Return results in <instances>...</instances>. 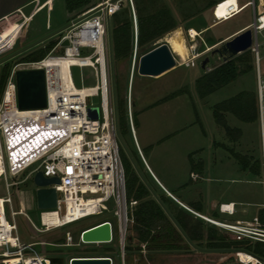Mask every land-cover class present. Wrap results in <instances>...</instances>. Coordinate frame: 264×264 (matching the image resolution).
I'll return each instance as SVG.
<instances>
[{"label": "rangeland", "instance_id": "374dc122", "mask_svg": "<svg viewBox=\"0 0 264 264\" xmlns=\"http://www.w3.org/2000/svg\"><path fill=\"white\" fill-rule=\"evenodd\" d=\"M30 1V0H27ZM32 1V0H31ZM44 1L41 0L40 3ZM220 0H154L150 3L145 14L153 13L156 9L165 6L175 21V28L164 34L157 40L138 47L136 42V66L130 84V66L132 55L135 50V36L133 31V19L130 10V4L127 0L121 1V10L126 9L131 20L132 28V47L130 54L120 60H113V83L115 102L123 101V107L126 109V94L130 87L131 115L134 116V130L137 143L148 166L157 175V169H167L175 171L171 173L183 174L184 166L188 167V155L193 154L194 161H203L207 169L204 178H210L211 181L202 183V190L208 192V196L216 203L218 201L232 200L236 203L238 213L235 216L227 217L216 215L214 219L218 221L233 222L237 219L251 220L264 204V150L262 145V136L264 128L260 117L258 121L252 124H244L228 115L227 123L232 128L241 130L242 135L236 142H230L224 135V131L218 127L212 116V106L220 101L228 99L242 91H250L256 94V74L254 57L252 60L253 70L237 78L231 84L221 88L215 93L204 99H198L194 92V80L203 73L219 66L222 62L216 55L211 57V51L218 46L216 42L234 31L243 24L253 22V9L251 6L245 8L235 17L214 24L211 15L212 6L210 2L217 3ZM251 0H242V2ZM257 4V0H253ZM18 0H0V13L8 10ZM101 0H92L91 4H96ZM148 0H132L135 11V4L144 5ZM241 2V3H242ZM148 5V4H147ZM35 3L23 9L27 16ZM187 14H184L186 13ZM70 16L64 9L63 0H53L49 10L40 11L33 20L20 32L12 48L6 50L0 55V60L22 47L34 42L46 34L65 26L73 21L74 15ZM136 14V11H135ZM13 15H11L12 17ZM80 16V15H79ZM10 18V17H9ZM77 18V17H76ZM13 20V19H12ZM19 21L21 19H18ZM75 20V19H74ZM11 21V20H10ZM22 21V20H21ZM112 17L109 19V29L112 28ZM3 25H0V31ZM137 26V21H136ZM108 35V33L106 32ZM64 32L53 39L58 40ZM169 35L162 40L165 36ZM49 41V40H48ZM46 41L41 46L47 44ZM165 43L171 47L172 53L176 58L175 67L158 77H143L137 74L138 61L140 56L152 50L156 46ZM259 70L264 78V30L257 34ZM108 45V44H107ZM109 49V48H108ZM62 49L56 53L61 54ZM3 53V52H2ZM112 53V46H111ZM1 54V53H0ZM82 56L90 54V50L80 49ZM109 54V53H108ZM252 54V53H251ZM19 57V56H18ZM10 61V65L17 62L20 57ZM208 58L205 69H202L201 62ZM75 86L79 88V70H71ZM87 78L84 87H90L95 84L94 72L90 69L82 70ZM3 65H0V78L4 74ZM187 88L188 95H180L165 102H159L161 99L171 93ZM257 96V95H256ZM258 101V99H257ZM94 106H99V98L91 99ZM260 116V106L257 105ZM126 113V112H125ZM262 115L264 123V97L262 101ZM127 119V116H126ZM200 122L201 125L197 122ZM128 123V120H127ZM202 127V128H201ZM120 160L124 171L126 191L133 192L141 185L149 184L153 190H157L147 174L132 142L130 131L127 134L120 135ZM223 144L234 152L246 156L251 163L258 161L259 175L250 171L242 170L233 157L223 148L216 147L214 144ZM183 165V166H182ZM214 166V167H213ZM214 168V170H212ZM32 168L8 180V182H20L16 188V197L13 198L14 210L18 208L24 211L29 222L37 228L39 227V213L36 207L35 192L36 187L33 183V177L29 174ZM162 173L164 171L161 170ZM182 175V176H183ZM178 176V175H177ZM184 177H180V181ZM190 190V189H189ZM152 197L151 191H149ZM4 184L0 181V197H4ZM129 195L127 202L132 201ZM155 199V198H154ZM113 203L107 204V212L100 216H92L78 223L50 231L45 234H34L29 229V225L24 216H16L15 222L18 228V236L23 243L44 241L50 244H61L64 242L65 233H69L73 242L77 243L78 233L97 223L107 221L113 229V242L107 245H85L79 244L78 247L58 248L55 246H46L37 251L46 258H61L63 264H67L68 258L82 257H100L108 256L113 264H120L119 245L116 233V217L113 215ZM166 210V209H165ZM167 211V210H166ZM168 217L166 212L163 210ZM167 213L170 217H175V213L169 209ZM196 218V217H195ZM170 220V218L168 217ZM175 221V220H174ZM204 229H215L220 234H226L218 227L204 223ZM131 232V230H129ZM126 253L138 250L139 242L135 234L126 236ZM190 250H192L190 248ZM241 252H238V254ZM258 256V255H257ZM263 254L259 258H263ZM236 257L239 258L238 255ZM132 257L127 258V262L132 264ZM142 264H239L233 253L219 252L206 253L192 250L190 252L177 253H158L148 254L145 262Z\"/></svg>", "mask_w": 264, "mask_h": 264}, {"label": "built area", "instance_id": "2783aa9c", "mask_svg": "<svg viewBox=\"0 0 264 264\" xmlns=\"http://www.w3.org/2000/svg\"><path fill=\"white\" fill-rule=\"evenodd\" d=\"M127 1L130 4L135 36V50L130 66L129 82L131 84L137 63L135 54L137 26L132 0ZM220 5L218 2L211 10L214 24L235 17L249 6L253 9V22L250 24V29L253 30L254 35L249 51L255 62L256 95L261 109L259 117L263 130L264 78L259 70L257 34L264 30V12H260L253 0L243 5H239L235 0L234 4L226 6L224 15L219 17L216 11ZM120 7L121 1L110 3V0H102L101 3L89 8L80 16L97 10L64 31V35L57 40L56 45L43 59L13 66L6 78L0 96V181L4 184L6 194L0 197V264H51V258L42 257L37 247H41L42 250L46 246L68 248L78 247L79 244H111L114 240L113 229L107 221L81 230L77 236V243L73 242L69 233H65L64 242L54 245L44 241L21 242L15 222L16 216L22 215L30 231L34 234H45L92 216H100L108 211L107 204L110 202L114 205L113 215L117 223L120 264H131L127 262L128 257H132V264H142L148 256L145 244L139 243L138 250L129 254L126 253L125 245L128 233L135 234L132 228L133 208L137 202L126 200L124 171L119 156L121 139L116 115L113 66L108 54L109 41L106 34L109 19L119 11ZM65 40L68 45L61 47V43ZM59 49H62L61 54L56 53ZM80 49L90 50V54L82 56ZM2 54L4 52L0 55ZM73 68L80 71L81 86L79 88L73 82L71 72ZM84 69L94 72L93 86L84 87L87 82L82 72ZM18 70L43 71L44 108L32 110L18 108L15 81V73ZM94 97L99 98V106L92 105L91 99ZM130 99L129 87L125 112L130 136L142 164L155 180L144 162L136 141ZM91 108L98 110L97 119L89 118L88 109ZM262 145L264 150V135ZM29 168H32L29 174L33 178L37 173H41L44 178L59 180V183L49 186L56 192V206L44 210L37 208L40 211L38 228L29 222L21 207L17 211L14 210L13 198L16 197L17 190H9L16 188L20 182H8V180H12ZM35 187L37 191L38 187ZM233 208V204L219 206L222 213L230 216L234 213ZM259 211L263 213L262 218L259 216ZM259 211L251 220L233 222L210 219L198 213L193 215L209 225L220 228L226 234L233 236L236 241L246 240L251 244H262L264 255V204ZM104 224L109 225V241L84 242L82 240L83 233ZM238 252L256 260L249 264H264V256L259 258L253 253L238 250L233 254L239 264L244 263L236 257ZM82 258L104 259L108 260L109 264H113L108 256ZM72 259L68 258L67 264H70Z\"/></svg>", "mask_w": 264, "mask_h": 264}, {"label": "trees", "instance_id": "16d2710c", "mask_svg": "<svg viewBox=\"0 0 264 264\" xmlns=\"http://www.w3.org/2000/svg\"><path fill=\"white\" fill-rule=\"evenodd\" d=\"M154 0H148L147 4L136 5V21H137V46L143 47L151 43L164 34L173 30L176 26L175 21L171 17L170 12L165 6L156 9L153 13L145 14L150 3ZM225 1V0H220ZM219 1V3H220ZM92 0H63L64 9L68 14L77 13L74 19L83 12L93 7ZM218 3V2H217ZM213 2L209 3L212 8L215 6ZM184 14H187L184 13ZM112 28L110 32V40L112 46L113 60H120L127 57L131 52L132 47V28L130 16L126 9L121 10L112 16ZM165 36L162 40H165ZM57 40H49L46 45H38L31 50L20 55V59L13 65L10 61L3 64L4 74L0 78V96L2 94L6 78L8 77L13 66L21 63L36 62L45 57V55L56 45ZM18 57V58H19ZM252 54L249 50L241 53L235 58L221 63L219 66L203 73L194 80V92L198 99H204L207 96L215 93L221 88L231 84L238 77L245 75L253 70ZM188 89H179L160 102H165L180 95H188ZM123 101L116 102V115L118 122L119 136L127 134L128 123L126 119ZM258 101L254 92L242 91L228 99L218 102L213 105L212 116L215 124L224 131L225 137L230 142H236L242 135L238 128H232L228 125L226 115H231L236 120L244 124H252L258 121ZM134 116L132 114V123L134 126ZM199 125L200 122L197 119ZM202 128V127H201ZM216 147H221L226 150L233 159L238 163L244 171L248 170L256 176L259 175V162L251 163L246 156H242L223 144H214ZM190 170L196 171L197 165L189 155ZM199 168V167H198ZM200 170V169H199ZM198 170V171H199ZM149 186L141 184L135 192L126 191V197H132V201L137 204L133 208V231L137 240L141 244H145L148 254L158 253H177L189 250L191 247L187 244L172 222L163 212L160 204L151 197ZM164 208L169 211L168 205L164 199L159 197ZM259 216L262 218L263 213L259 211ZM175 222L189 239V241L197 248L209 251H228V250H244L253 253L257 257L263 254V245L259 243L251 244L249 241H236L233 236L228 234H220L215 229H204V223L198 218L190 215L184 210H178L174 217Z\"/></svg>", "mask_w": 264, "mask_h": 264}, {"label": "water", "instance_id": "95a60500", "mask_svg": "<svg viewBox=\"0 0 264 264\" xmlns=\"http://www.w3.org/2000/svg\"><path fill=\"white\" fill-rule=\"evenodd\" d=\"M122 0H110V3H115ZM97 10V9H96ZM96 10H93L83 16L76 18L75 20L69 22L65 26L53 30L52 32L42 36L41 38L35 40L34 42L22 47L21 49L11 53L5 58L0 60V65H3L16 57L22 55L23 53L31 50L32 48L45 43L46 41L53 39L54 37L60 35L76 23H78L83 18L92 14ZM108 41H109V57L112 59L111 53V40H110V29L109 24L107 25ZM254 32L252 29H247L240 34L236 35L232 39L224 42L217 48L211 51V57L214 55L218 56L222 63H225L241 53L249 50L252 44V37ZM68 42L65 40L61 43V47L67 46ZM208 62V58H205L201 62L202 69ZM175 59L170 52L168 46L162 43L147 53L140 56L138 61L137 74L143 77H158L173 67H175ZM16 81V92H17V104L20 110H32L41 109L45 107V89H44V76L42 70H18L15 73ZM88 116L90 119H97L98 110L96 108L88 109ZM35 186L38 187L36 191V206L39 210L52 209L56 206V192L53 188L49 186L52 184L59 183L57 178H44L41 173H37L33 178ZM155 200L160 204V202L155 198ZM161 208L166 212L170 221L187 242V244L195 251L199 252H212L205 251L195 247L177 223L172 217L167 213L165 208L160 204ZM82 240L84 242H107L110 240V230L109 225L104 224L92 230H89L82 234ZM238 250H228V251H215V252H227L234 253ZM51 264H63L61 258H51ZM70 264H109L108 260L104 259H85V258H73Z\"/></svg>", "mask_w": 264, "mask_h": 264}, {"label": "crops", "instance_id": "0c3cea01", "mask_svg": "<svg viewBox=\"0 0 264 264\" xmlns=\"http://www.w3.org/2000/svg\"><path fill=\"white\" fill-rule=\"evenodd\" d=\"M40 1L41 0H32V1L31 0L30 1L18 0L17 3L14 2V5L12 7H10L8 10L3 11L2 13H0V25H3L1 30H5L11 25V26L18 28V32H19L18 36H19L20 32L24 29V27H26L33 20L35 15H37L40 11H42L44 9L49 10L50 5H51L53 0H44L41 3H40ZM251 1L242 2V0H237L239 5H243V4H245L247 2H251ZM32 3H35V6L32 8L31 12L26 16L23 13V9L29 7ZM99 3H101V2H99ZM99 3L94 4V6L99 4ZM255 5L258 6L260 12H262V11L264 12V0H257V4H255ZM33 12H35V13L33 14ZM11 15H13V16L11 17ZM68 15L70 16V14H68ZM18 19H21L22 21L21 20L19 21ZM249 28H250V23L249 24H243L240 27H238L237 29H235L234 31H232L229 34L225 35L224 37L220 38L216 43L217 44H220V43L223 44L224 42L232 39L236 35L240 34L241 32H243ZM227 116L228 115H226V117ZM226 120H227V118H226ZM135 137H136V134H135ZM136 141H137V139H136ZM139 149H140V147H139ZM141 154H142V152H141ZM193 154L194 153H191L189 155H191V159L194 162V164L198 163L199 166L197 165L196 171H191L190 170L191 169L190 163H189V155H188V158H187L188 167L184 168V166L182 165L183 166L182 171L185 173V175L180 174V173L176 174V172L169 174L170 173L169 171H171V172L175 171V169L170 170L171 168L169 170L162 169V168L161 169L155 168L157 171V175H156V173H154L153 170L148 166V164L146 163V161L142 155L146 166L148 167L149 171L151 172V174L155 178V180H154L151 177V175L148 173V171H146L147 174L149 175L150 179L152 180V182L157 187L156 188L157 190L155 191L150 187L149 184H147V186H149L148 188H150V191L152 193V197L157 198V200L160 202V204L163 207H164V205L161 203L159 197L164 199V201L168 205L169 209L171 211H173L174 213H177L178 210L180 209V210H184L185 212L189 213L192 216H194L193 213H198V214L205 216L207 218H210V219H214L213 216H216V215L227 216V217L235 216L238 213V209H237L238 203H236L232 200H229L226 202L218 201L216 203L215 201H213V199L210 198V195L208 196V192H206L205 189L202 190V188H203L202 183H199V182L204 183V182L211 181V179L210 178H204L205 171L207 170L205 168V163L201 160H199L197 162L194 161ZM145 170H146V168H145ZM161 170L164 171V173H162ZM212 170H214V168ZM180 177H182V178L184 177V179H182L180 181ZM227 204H233V206H234V208H233L234 213L232 216L227 215L225 213H222L219 210L220 205H227ZM237 220H244V219H237ZM234 221H236V220H234Z\"/></svg>", "mask_w": 264, "mask_h": 264}, {"label": "bare ground", "instance_id": "6f19581e", "mask_svg": "<svg viewBox=\"0 0 264 264\" xmlns=\"http://www.w3.org/2000/svg\"><path fill=\"white\" fill-rule=\"evenodd\" d=\"M235 0H225L223 2H220L219 4H221L216 11V15L219 17H222L225 13V8L227 5L229 4H234ZM18 28L14 27V26H9L7 29L2 30L1 31V36H0V53L5 52L6 50L12 48V46L15 44L17 38H18ZM167 45V44H166ZM170 52L172 53L171 47L169 45H167ZM175 62H176V58L174 56V54L172 53ZM64 70H66L64 68ZM218 226V224H216ZM239 260L240 262H243L244 264H249L251 262H256V260L254 258H251L250 256L244 254V253H239Z\"/></svg>", "mask_w": 264, "mask_h": 264}, {"label": "flooded vegetation", "instance_id": "af4514ba", "mask_svg": "<svg viewBox=\"0 0 264 264\" xmlns=\"http://www.w3.org/2000/svg\"><path fill=\"white\" fill-rule=\"evenodd\" d=\"M192 249V248H191ZM193 250V249H192ZM192 250H186V251H183V252H190V251H192ZM205 251H209V250H205ZM206 253H209V252H206ZM210 253H219V252H215V251H212V252H210Z\"/></svg>", "mask_w": 264, "mask_h": 264}]
</instances>
